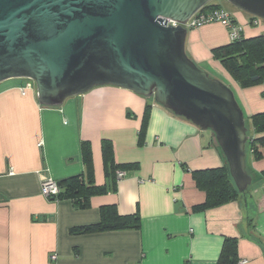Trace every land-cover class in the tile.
<instances>
[{
	"label": "crops",
	"instance_id": "obj_1",
	"mask_svg": "<svg viewBox=\"0 0 264 264\" xmlns=\"http://www.w3.org/2000/svg\"><path fill=\"white\" fill-rule=\"evenodd\" d=\"M227 10L243 26V38L264 35L263 20L237 8ZM231 43L229 29L212 23L188 31L186 52L231 86L249 120V138L259 137L250 119L264 113V84L242 87L213 55ZM29 82L0 83V264H219L228 239L237 241V264H264V158L256 161L250 155L248 192L197 210L206 193L192 172L226 165L213 132L176 116L154 98L112 85L70 97L60 106H44ZM104 140L111 142L116 164L127 165L124 179L109 180V191L92 196L84 209L70 199L42 194L45 179L89 175L85 142L91 147L92 179L106 185ZM103 206H115L121 217L135 215L138 228L80 230L101 222Z\"/></svg>",
	"mask_w": 264,
	"mask_h": 264
},
{
	"label": "water",
	"instance_id": "obj_2",
	"mask_svg": "<svg viewBox=\"0 0 264 264\" xmlns=\"http://www.w3.org/2000/svg\"><path fill=\"white\" fill-rule=\"evenodd\" d=\"M212 1L0 0V83L32 80L49 107L106 85L154 98L213 132L237 189L246 193L253 177L244 112L231 86L186 52L185 24ZM227 1L264 21V0Z\"/></svg>",
	"mask_w": 264,
	"mask_h": 264
},
{
	"label": "trees",
	"instance_id": "obj_3",
	"mask_svg": "<svg viewBox=\"0 0 264 264\" xmlns=\"http://www.w3.org/2000/svg\"><path fill=\"white\" fill-rule=\"evenodd\" d=\"M224 8L222 4L210 3L204 7L206 10ZM254 20L256 17L252 16ZM216 60H219L229 74L242 87L247 88L257 84H264V35L251 38H242L234 41L229 45L222 46L213 50ZM151 98V97H150ZM151 105L149 104L145 110L146 120L149 115ZM247 123L249 120H247ZM255 135L259 137H250L247 143V151L253 155L256 161L264 158V113L256 114L250 119ZM249 134V132H248ZM219 146V145H218ZM103 156L108 166L107 184L97 186L92 179L93 165L91 147L88 142L83 144L84 160L89 170V175L71 177L64 181L58 182L61 193L58 200L70 199L78 208L84 209L89 205V200L94 195H101L109 191V180L117 182V171L125 170L127 165L116 164L113 158V147L111 142L104 140ZM263 149L261 151L260 149ZM223 157L225 158L221 148L219 147ZM226 160V158H225ZM250 173V171H249ZM198 187L206 193L205 203L198 205L195 209H207L231 201L237 200L244 193H240L237 189L233 178L230 174L229 165L223 168L203 170L192 172ZM251 174V173H250ZM264 179V171H263ZM113 175L115 179H113ZM138 217L119 216L115 206H103L101 208V222L98 224L83 227L84 233L91 231H105L114 229L138 228ZM237 241L234 239L226 240L223 248L219 264H237Z\"/></svg>",
	"mask_w": 264,
	"mask_h": 264
},
{
	"label": "built area",
	"instance_id": "obj_4",
	"mask_svg": "<svg viewBox=\"0 0 264 264\" xmlns=\"http://www.w3.org/2000/svg\"><path fill=\"white\" fill-rule=\"evenodd\" d=\"M258 19V18H257ZM259 20V19H258ZM258 21H256L257 23ZM212 23H221L229 29V35L231 42L238 41L242 38L243 35V28L238 25L232 17L230 11L226 8H218L212 10H206L202 8L196 14H194L185 26L190 29H196L202 27L204 25L212 24ZM174 26L178 24L173 22ZM29 87L36 86L35 82L29 80ZM126 177V171L118 170L117 171V179L118 181L124 179ZM61 193V189L57 181L49 178L45 179L42 183V194L51 199L58 200V196ZM51 258L53 260L57 259V255H52Z\"/></svg>",
	"mask_w": 264,
	"mask_h": 264
},
{
	"label": "rangeland",
	"instance_id": "obj_5",
	"mask_svg": "<svg viewBox=\"0 0 264 264\" xmlns=\"http://www.w3.org/2000/svg\"><path fill=\"white\" fill-rule=\"evenodd\" d=\"M219 2H222V3H226L225 6L227 9H236L233 5H231L227 0H213L211 3H214V4H218ZM228 11H231V10H228ZM259 21H262L261 19H259ZM240 26L243 28V26L240 24ZM191 30V29H190ZM208 72V71H207ZM210 74V73H209ZM213 77V75H211ZM220 80V79H219ZM223 82V81H222ZM247 125L249 126V124L247 123ZM250 153L247 151V166L249 165L250 163ZM249 191V190H248ZM247 191V192H248Z\"/></svg>",
	"mask_w": 264,
	"mask_h": 264
}]
</instances>
